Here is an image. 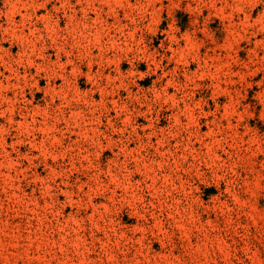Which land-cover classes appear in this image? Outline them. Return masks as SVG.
<instances>
[{
  "label": "rangeland",
  "instance_id": "obj_1",
  "mask_svg": "<svg viewBox=\"0 0 264 264\" xmlns=\"http://www.w3.org/2000/svg\"><path fill=\"white\" fill-rule=\"evenodd\" d=\"M0 264H264V0H0Z\"/></svg>",
  "mask_w": 264,
  "mask_h": 264
}]
</instances>
